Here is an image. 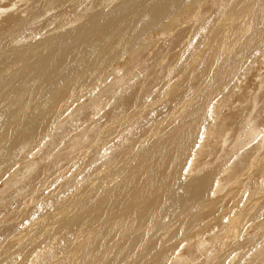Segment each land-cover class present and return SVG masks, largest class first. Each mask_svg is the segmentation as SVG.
Returning a JSON list of instances; mask_svg holds the SVG:
<instances>
[{
    "label": "rangeland",
    "instance_id": "obj_1",
    "mask_svg": "<svg viewBox=\"0 0 264 264\" xmlns=\"http://www.w3.org/2000/svg\"><path fill=\"white\" fill-rule=\"evenodd\" d=\"M43 1L33 3L32 0H0V32L10 26L12 20L26 15V21L23 19L25 24L22 21L13 30L14 33L17 31L16 34L12 31L14 40L0 35L3 37L0 38V58L3 57L0 59V66L3 64L2 70L0 67V138L3 143L1 140L0 142L1 145L6 144L0 148V264H264V118L261 119L259 114L264 109V0H142L141 6L137 4L140 0H135L138 8L134 7L137 9L133 7L134 0H98L96 3L93 0L95 4L79 2L68 7L53 6L51 3L54 0H48L46 4ZM35 3L38 7L34 6ZM32 9L38 10L36 16ZM146 9L147 12L144 13ZM138 10H141V14L137 13ZM129 12L131 16L127 15ZM73 14L80 15L78 19L75 18L77 21L72 17ZM137 14L140 15L139 18L135 17ZM63 21L67 22L62 25ZM187 29H190L189 35H185L189 33ZM97 32L104 34L98 35ZM21 34L27 36L22 37ZM90 36H96L98 40L95 37L96 40L93 41ZM87 39L88 45L93 44L91 47L87 45ZM141 46L147 49L142 52L145 57L138 51ZM52 47L56 51L51 50ZM118 48H122V52ZM28 49L32 51L29 52L30 55L37 50L36 54L30 56L26 51ZM133 50L140 53L137 55L142 54V58H130ZM203 50L209 51L211 57H208L209 54L204 57ZM149 51H153V54ZM51 52L55 54L52 55ZM150 53L157 60L151 58ZM47 54L58 60L54 63L55 59L50 58L47 62L48 67L55 65V74L31 76L26 63L42 66L46 62L40 58ZM22 58L27 60L23 61ZM149 58L150 62L147 61ZM15 59L24 64L18 60L16 64L13 62ZM6 66L9 67L8 70L5 69ZM143 67L149 68L145 70ZM58 74H63L58 76L59 81ZM40 78L44 81L41 82ZM62 80L65 82L62 83ZM73 81L74 86L77 83L76 87L72 85ZM44 82L46 86L42 84ZM59 83H72L68 88L65 87L67 84H60L64 89H72L71 94L67 92L69 90L61 89ZM31 89L35 90V95ZM125 91L129 93L130 101H125ZM33 99L38 106L32 102ZM59 101L60 104H56ZM116 103L117 106L121 105L120 108L122 105L123 107L117 108ZM61 104H66V107ZM50 110L53 112L50 113ZM43 117L47 118V124ZM12 119L17 123L14 124ZM37 120L40 127L35 125ZM245 122L249 123V128L243 125ZM31 123L38 128H34ZM9 126L12 128L10 133ZM28 127L32 129L29 130ZM13 129L15 132L19 129L18 132L21 135L24 133L25 138L29 133L28 142L14 148V144L8 140L17 134ZM41 133L44 135L39 138ZM177 134H182L179 137L184 140H179ZM31 137L34 140H30ZM173 137L179 138V143ZM170 138L175 140V145L173 142L168 143ZM111 139H116L113 140L117 143L115 146V142L112 141L111 144ZM100 141L103 142V149L100 148ZM8 144L13 148H7ZM166 144L174 145L175 149L168 145L169 152ZM9 149L16 155L2 161ZM138 152L139 155L136 154ZM149 153H152L150 157ZM228 153L231 154L230 157ZM252 153L256 156L253 154V157ZM135 154L139 157V164L136 163L138 157ZM142 155H147L148 159ZM238 155L242 165L235 172L229 173L232 166H235ZM151 158L155 161L151 162ZM143 159L146 161L143 162ZM255 159L256 164L253 163L251 169H247V165H252ZM63 165L67 172H64ZM142 165L145 170L141 168ZM148 166L150 171L146 169ZM137 170H141L143 174ZM156 171L161 172H158L160 177ZM151 172L155 178L150 175ZM132 176L137 178V183ZM203 177L207 178L202 180L203 188L199 189L197 195L182 198L178 195L185 185L190 187V182H201L200 178ZM254 177L261 180H253ZM248 179L257 184L249 188ZM136 184H139L138 188ZM89 185L95 187L96 191ZM87 187L91 192H88ZM86 189L87 192H84ZM240 195L242 196L238 198ZM217 204L222 207L221 211ZM39 205L46 207L37 212ZM13 210H20L21 214H11ZM125 212H130V217ZM222 212L224 214H219ZM213 216L215 219L208 222V217ZM121 218H125V225ZM194 220L196 223H192ZM203 223H209L210 226L204 228ZM227 224L228 230L225 227ZM104 226L106 227L102 230ZM207 228L208 231L211 229V235L218 238H210ZM224 231L227 232L223 233L225 236L221 235ZM93 232L99 234L95 236ZM68 233H72L74 237L67 242L64 252L54 245L59 243L62 246L61 241ZM96 250H100L99 253ZM82 255L86 257L83 258Z\"/></svg>",
    "mask_w": 264,
    "mask_h": 264
},
{
    "label": "bare ground",
    "instance_id": "obj_2",
    "mask_svg": "<svg viewBox=\"0 0 264 264\" xmlns=\"http://www.w3.org/2000/svg\"><path fill=\"white\" fill-rule=\"evenodd\" d=\"M32 1H33V3H34V2H37L38 0H32ZM42 1H43V0H42ZM46 1H48V0H46ZM46 1H43V2H45V4H46ZM49 1H51V0H49ZM97 1H98V0H96L95 3H96ZM99 1H100V0H99ZM101 1H102V0H101ZM127 1H128V0H127ZM130 1H131V0H130ZM147 1H148V0H147ZM152 1H153V0H152ZM39 2H40V1H39ZM39 2H38V5L40 4ZM79 2H83L84 4H89L90 2H93V4H95L93 0H54V2L52 1L51 4H52L53 6L68 7V6H74V5H77ZM107 2H109V1H107ZM136 2H137V0H136ZM139 2H140V3H139ZM139 2H137V4H140L139 6H141V2H142V0H140ZM41 3H42V2H41ZM47 3H49V2H47ZM99 3H101V2H99ZM133 3H135V0H134ZM133 3H132V4H133ZM177 3H178V2H177ZM49 4H50V3H49ZM51 4H50V6H52ZM163 4H164V3H163ZM172 4L175 5V3H172ZM263 4H264V3H263ZM30 5H31V4H30ZM35 5H36V3L34 4V6H35ZM142 5H144V4L142 3ZM154 5H155V4H154ZM156 5H157V4H156ZM160 5H162V4L160 3ZM160 5H159V7H161ZM40 6H41V8H43L42 5H40ZM47 6H49V5H46V7H47ZM130 6H132V5H130ZM134 6H136V7L138 8V5H136V3H135V5H133V7H134ZM167 6H168V5H167ZM234 6H236V5L234 4ZM32 7H33V5H32ZM35 7H38V6H35ZM116 7H117V6H116ZM120 7H121V6H120ZM136 7H134V8H136ZM142 7H143V6H142ZM147 7H148V6H147ZM149 7H150V6H149ZM170 7H171V6H170ZM176 7H177V6H176ZM176 7H175V8H176ZM128 8H129V6H128ZM131 8H132V7H131ZM137 8H136V9H137ZM140 8H141V7H140ZM145 8H146V6H144V9H145ZM237 8H238V7H237ZM33 9H34V7H33ZM33 9H32V10H33ZM36 9H37V8H36ZM118 9H119V8H118ZM163 9H164V8H163ZM112 10H114V9H112ZM119 10H120V9H119ZM133 10H134V9H133ZM133 10H132V11H133ZM141 10L143 11L142 8H141ZM141 10H138L139 12H137V13L141 14V13H140ZM29 11H30V10H29ZM33 11L35 12L34 16H36V12H38V10H37V11H36V10H33ZM33 11H32V12H33ZM41 11H42V10H41ZM129 11H130V9H129ZM134 11H135V10H134ZM163 11H166V9H164ZM172 11H173V9H172ZM240 11H241V10H240ZM101 12H102V11H101ZM121 12L123 13L122 10H120V13H121ZM146 12H147V9H146V11H144V13H146ZM170 12H171V10H170ZM24 13H25V12H24ZM29 13H31V12H29ZM113 13H114V12H113ZM124 13H125V12H124ZM156 13H157V12H156ZM162 13H163V12H162ZM162 13H161V14H162ZM166 13H167V11H166ZM109 14H110V13H109ZM117 14H118V13H117ZM131 14H132V12H131ZM135 14H136V13H135ZM161 14H160V15H161ZM38 15H39V14H38ZM127 15H130V12L127 13ZM157 15H158V14H157ZM25 16H26V15H25ZM25 16H24V17L22 16L23 18H18V19H14V20H12L13 18L10 19L11 17H10V18H7V19H9V20H12L11 25L8 26V27H5L4 30H2V31L0 32V35H3L4 37H5V36H9V38H10L11 41H12L11 38H13V40H14V35H12V31H13L15 28H17V27H19V26L21 25V23H22L23 19L25 18ZM34 16H33V17H34ZM73 16H74V20H76V19H78V18L80 17L79 14H73L72 17H73ZM114 16H115V15H114ZM120 16H121V15H120ZM130 16H131V15H130ZM133 16H134V15H133ZM133 16H132V17H133ZM136 16H138V14L135 15V17H136ZM139 16H140V15H139ZM139 16H138V18H139ZM161 16H162V15H161ZM163 16H165V15L163 14ZM13 17H14V16H13ZM29 17H30V16H29ZM122 17H123V16H122ZM132 17H131V19H133ZM27 18H28V17H27ZM75 18H76V19H75ZM118 18H119V17H118ZM263 18H264V17H263ZM28 19H29V18H28ZM105 19H106V18H105ZM113 19H114V18H113ZM141 19H142V18H141ZM234 19H235V18H234ZM234 19H233V21H234ZM24 20H25V19H24ZM72 20H73V19H72ZM86 20H87V19H86ZM117 20H118V19L116 18V21H117ZM133 20H135V19H133ZM136 20H137V19H136ZM195 20H196V19H195ZM4 21L6 22L5 19H4ZM25 21H26V20H25ZM25 21H23V25L25 24ZM76 21H77V20H76ZM105 21H107V20H105ZM108 21H109V20H108ZM116 21H115V23H116ZM120 21H121V19H120ZM27 22H28V21H27ZM65 22H67V21H63L61 24L63 25ZM86 22H87V21H86ZM151 22H152V21H151ZM194 22H196V21H194ZM194 22H193V23H194ZM105 23H106V22H105ZM124 23H126V22L124 21ZM127 23H128V21H127ZM134 23H137V21H135ZM170 23H171V22H170ZM196 23H197V22H196ZM196 23H195V24H196ZM231 23H232V22H231ZM3 24H4V23H3ZM5 24H9V23H5ZM116 24H117V23H116ZM129 24H130V23H129ZM131 24H132V23H131ZM174 24H175V23H174ZM232 24H233V23H232ZM23 25H22V26H23ZM65 25H66V24H65ZM80 25H81V24H80ZM117 25H118V24H117ZM122 25H123V24H122ZM164 25H165V24H164ZM164 25H163V26H164ZM169 25H170V24H169ZM191 25H192V24H191ZM193 25H194V24H193ZM2 26H4V25H2ZM22 26H21V27H22ZM120 26H121V23H120ZM167 26H168V25H167ZM171 26H172V24H171ZM194 26H195V25H194ZM229 26H230V25H229ZM66 27H67V26H66ZM100 27H102V26H100ZM130 27H131V25H130ZM164 27H165V26H164ZM195 27H197V26H195ZM230 27H231V26H230ZM23 28H24V27H23ZM88 28H89V27L87 26V29H88ZM102 28H103V27H102ZM105 28H106V27H105ZM105 28H103V29H105ZM148 28H149V27H148ZM165 28H166V27H165ZM87 29H86V30H87ZM99 29H100V28H99ZM17 30H18V29H17ZM22 30H23V29H22ZM91 30H92V29H91ZM91 30H90V31H91ZM113 30H114V29H113ZM15 31H16V30H15ZM76 31H77V30H76ZM83 31H84V30H83ZM179 31H180V30H179ZM185 31H186V30H185ZM187 31H189V33H185V35H186V34H188V35L190 34V29H189V30L187 29ZM199 31H201V27L199 28ZM60 32H61V31H60ZM98 32H99V31H98ZM98 32H97L98 35H99V34H104L103 32H102V33H101V32L98 33ZM13 33H14V31H13ZM16 33H17V31H16ZM16 33H14V34H16ZM18 33H20V29H19V32H18ZM21 33H24V32H21ZM65 33H66V32H65ZM83 33L85 34V31H84ZM86 33H87V32H86ZM111 33H112V32H111ZM218 33H220V32H218ZM62 34H63V32L60 33L61 36H62ZM68 34H69V33H68ZM87 34H89V33H87ZM58 35H59V33H58ZM60 35H59V37H60ZM107 35H109V34H107ZM21 36L23 37L24 34H21ZM26 36H27V34H26ZM26 36H24V37H26ZM85 36H86V35H85ZM121 36H124V37H125V35H123V34H122ZM56 37L59 38L58 36H56ZM66 37H67V36H66ZM82 37H83V35H81V39H83ZM90 37H91V36H90ZM90 37H89V38H90ZM95 37H96V36H95ZM95 37H93V38L91 37V39L93 40ZM180 37H181V36H180ZM0 38H3V37H0ZM9 38H8V39H9ZM61 38H62V37H61ZM86 38H88V35H87ZM96 38H97V37H96ZM100 38H101V36H100ZM104 38H105V37H104ZM106 38H107V36H106ZM59 39H60V38H59ZM59 39H58L59 42H60V40H63V39H60V40H59ZM91 39H90V41H92ZM119 39L121 40L120 37H119ZM3 40H5V38H4ZM84 40H85V39H84ZM95 40H96V39H94L93 41H95ZM97 40H98V38H97ZM99 40L101 41V39H99ZM105 40H106V42H107V39H105ZM179 40H180V39H179ZM214 40H216V35H215V39H214ZM0 41H1V40H0ZM11 41H10V42H11ZM67 41H68V40H67ZM80 41H81V40H80ZM80 41H79V42H80ZM86 41H87L86 43H87V45H88V41H89V39H87ZM224 41H225V40H224ZM224 41H223V42H224ZM4 42H5V41H4ZM14 42H15V41H14ZM14 42H13V43H14ZM44 42H45V41H44ZM68 42H69V41H68ZM74 42H76V41H74ZM84 42H85V41H84ZM104 42H105V41H104ZM117 42H118V41H117ZM139 42H140V41H139ZM2 43H3V42H2ZM7 43H9V42H7ZM39 43L41 44V42H39ZM45 43H46V42H45ZM45 43H44V44H45ZM81 43H83V41H82ZM86 43H85V44H86ZM94 43H95V42H94ZM107 43H108V42H107ZM118 43H120V41H119ZM150 43H151V42H150ZM155 43H156V42H155ZM10 44H11V43H10ZM15 44H17V43H15ZM32 44H33V43H32ZM67 44H68V43H67ZM77 44H78V43H77ZM85 44H84V45H85ZM100 44H102V43L100 42ZM108 44H109V43H108ZM143 44H144V43H143ZM153 44H154V43H153ZM214 44H215V43H214ZM0 45H1V44H0ZM6 45H7V44H6ZM8 45H9V44H8ZM49 45H50V44H49ZM58 45H59V44H58ZM64 45H65V44H64ZM64 45H63V46H64ZM68 45H69V44H68ZM87 45H86V46H87ZM92 45H93V44H92ZM92 45H91V46H92ZM104 45H105V44H104ZM118 45H119V44H118ZM122 45H123V44H122ZM140 45H142V44H140ZM145 45H146V44H145ZM163 45H164V44H163ZM222 45H224V43H223ZM2 46H4V45H2ZM18 46H21V45H18ZM36 46H37V45H36ZM38 46H40V45H38ZM42 46H43V44H42ZM59 46H60V45H59ZM88 46L91 47L90 45H88ZM105 46H106V45H105ZM120 46H121V45H120ZM120 46H119V47H120ZM143 46H144V45H143ZM147 46H148V45H147ZM149 46H150V45H149ZM151 46H152V45H151ZM151 46H150V47H151ZM6 47H7V46H6ZM6 47H5V48H6ZM49 47H51V45H50ZM53 47H54V46H53ZM53 47H52V48H53ZM65 47H66V46H65ZM81 47H84V46H81ZM96 47H97V46H96ZM100 47H101V46H100ZM100 47H99V48H100ZM102 47H103V46H102ZM108 47H109V46H108ZM117 47H118V46H117ZM138 47H139V46H138ZM7 48H8V47H7ZM7 48H6V49H7ZM14 48H15V47H14ZM27 48H28V46H27ZM32 48H33V47H32ZM34 48H36V47H34ZM44 48H45V47H44ZM66 48H67V47H66ZM86 48H87V47H86ZM12 49H13V48H12ZM19 49H21V48H19ZM38 49H39V48H38ZM48 49H49V48H48ZM50 49H51V48H50ZM54 49H55V50H54ZM58 49H59V47H57V50H58ZM104 49H105V47H104ZM120 49H121V50H120ZM148 49H149V48H148ZM152 49H153V47H152ZM154 49H155V46H154ZM2 50H3V48H2ZM28 50H29V49H28ZM28 50H26L28 53H29V52L32 53V51H30V50L28 51ZM39 50H40V49H39ZM51 50L56 51V48H53V49H51ZM69 50H70V49H69ZM110 50H111V49H110ZM115 50H116V48H115ZM118 50H120V51L122 52V48H118ZM145 50H147V49L142 48V46H141V48H138V51H139L140 53L145 52ZM149 50H151V49H149ZM155 50H156V49H155ZM6 51H7V50H6ZM6 51H5V54H6ZM36 51H37V50H35V51H33V52L35 53ZM160 51H161V50H160ZM2 52H3V51H1V53H2ZM12 52H13V51H12ZM45 52H46V51L44 50V53H45ZM49 52H50V51H49ZM115 52H116V51H115ZM133 52H134V50L132 51V53H133ZM139 52H136V50H135V52L133 53V55H132L130 58H132V59H136V58L138 59V58H140V59H141L142 57H140V56H142L143 53H142L141 55H137ZM149 52H152V54H153V51H149ZM222 52H223V51H222ZM10 53H11V52H10ZM13 53H14V52H13ZM17 53H18V52H17ZM34 53H33V54H34ZM38 53H40V52H38ZM42 53H43V52H42ZM44 53H43V55H45ZM51 53H52V55H53L54 52H51ZM51 53H50V54H51ZM60 53H62V52H60ZM94 53H95V52H94ZM96 53H98V52H96ZM117 53H118V52H117ZM117 53H115V54L117 55ZM140 53H139V54H140ZM154 53H155V51H154ZM159 53H160V52H159ZM202 53L204 54V57H206L210 52H209V51H204V50H203ZM7 54H8V53H7ZM15 54H16V53H15ZM33 54H31V55H33ZM35 54H36V53H35ZM54 54H55V53H54ZM75 54H76V53H75ZM92 54H93V53H92ZM203 54H202V55H203ZM17 55H20V54H17ZM29 55H30V53H29ZM31 55H30V56H31ZM37 55H40V54H37ZM43 55H42V56H43ZM76 55H77V54H76ZM76 55H75V58H76ZM108 55H109V53H108ZM158 55H159V54H158ZM30 56H28V57H30ZM55 56H56V55H55ZM58 56H59V55H58ZM95 56H97V55H95ZM118 56H119V55H118ZM143 56H144V54H143ZM145 56H146V55H145ZM145 56H144V57H145ZM150 56H151V53H150ZM209 56H210V54L208 55V57H209ZM0 57H1V56H0ZM7 57L9 58L10 56L7 55ZM11 57H12V56H11ZM16 57H18V56H16ZM48 57H49L48 54H47L46 56H44V58H40V57H38V58H40V60L42 59V61L44 60V61L46 62V63H42V64H43L42 66H41V65H36V66H35V65H32V64L26 63L25 66H27L28 71H29V73H30L31 76L36 77L37 75H43V76L45 77L46 75H47V76H51V75L53 76V75L55 74V73H54L55 71L53 72V70H56V69H53L55 65H51V67H48V66H47V62L50 60V58L55 59V57H54V56L51 57V55H50L49 58H48ZM63 57H64V56H63ZM73 57H74V56H73ZM73 57H72V59H74ZM116 57H117V56H116ZM148 57H149V54H148ZM156 57H157V56H156ZM162 57H163V56H161V58H162ZM210 57H211V56H210ZM18 58H19V57H18ZM120 58H121V57H120ZM130 58H129V59H130ZM151 58H154V60H157V59H155V55H154V57L151 56ZM0 59H1V58H0ZM2 59H3V57H2ZM2 59H1V60H2ZM11 59H12V58H11ZM22 59H24V58H22ZM58 59H59V58H58ZM129 59H128V61H129ZM145 59H147V58H145ZM207 59H208V58H207ZM1 60H0V61H1ZM17 60H18V59H17ZM17 60L15 59V61L13 60V62H16ZM25 60H27V59H24L23 61H25ZM62 60H63V59H62ZM149 60H150V58H149L147 61L150 62ZM9 61H11V63H12V60H9ZM20 61H21V60H20ZM20 61L18 60V62H20ZM56 61L58 62V60L55 59L54 63H56ZM91 61H92V60H91ZM91 61H90V62H91ZM128 61H127V62H128ZM135 61H136V60H135ZM151 61H152V59H151ZM2 62H3V61H2ZM51 62H52V60H51ZM60 62H61V60H60ZM67 62H68V61H67ZM71 62H72V61H71ZM127 62H125V64H126ZM138 62H139V61H138ZM156 62H158V61H156ZM156 62H153V63L156 64ZM20 63H21V62H20ZM20 63H19V64H20ZM61 63H62V62H61ZM136 63H137V61H136ZM146 63H147V62H146ZM146 63H145V64H146ZM0 64H1V63H0ZM16 64H18V63L16 62ZM21 64H22V63H21ZM23 64H24V62H23ZM23 64H22V65H23ZM142 64H143V63H142ZM2 65H3V64H2ZM2 65H1V66H2ZM4 65H5V64H4ZM7 65H8V63H7ZM22 65H21V66H22ZM59 65H61V64H59ZM59 65H58V66H59ZM63 65H64V63L62 64V66H63ZM1 66H0V67H1ZM18 66H19V65H17V68H18ZM21 66H20V67H21ZM25 66H23V67H25ZM140 66H141V65H140ZM140 66H139V67H140ZM152 66H153V65H152ZM93 67H94V65H93ZM131 67H132V66H131ZM141 67H142V66H141ZM3 68H4V67H3ZM8 68H9V67H7V66L5 67V69H7V70H8ZM91 68H92V66H91ZM143 68H144V67H143ZM146 68H149V67H145L144 69L146 70ZM5 69H4V71H5ZM10 69H12V68H10ZM20 69H21V68H20ZM61 69H62V68H61ZM1 70H2V67H1ZM12 70H13V69H12ZM86 70H87V69H86ZM88 70H89V69H88ZM88 70H87V71H88ZM94 70H95V69H94ZM129 70H130V68H129ZM145 70H144V72H146ZM147 70H148V69H147ZM14 71H16V70H14ZM89 71H90V70H89ZM123 71H124V70H123ZM126 71H127V70H126ZM90 72H91V71H90ZM128 72L130 73V71H128ZM147 72H148V71H147ZM149 72H150V71H149ZM24 73H25V72H24ZM24 73H23V74H24ZM29 73H28V74H29ZM53 73H54V74H53ZM56 73H57V72H56ZM81 73H82V72H81ZM138 73H139V72H138ZM2 74H3V73H2ZM44 74H46V75H44ZM63 74H64V72H63ZM63 74H58V75H57V78H58L59 75H62V76H63ZM68 74H69V73H68ZM72 74H73V73H72ZM83 74H85V71H84V73H82V75H83ZM86 74H87V76H88V73H87V72H86ZM0 75H1V74H0ZM124 75H125V74H124ZM20 76H21V75H20ZM27 76H28V75H27ZM67 76H68V75H67ZM80 76H81V75H80ZM120 76H121V75H120ZM135 76H136V75H135ZM23 77H24V76H23ZM37 77H39V76H37ZM54 77H55V76H54ZM70 77H71V76H70ZM83 77H84V75H83ZM123 77H124V76H123ZM127 77H128V76H127ZM127 77H126V78H127ZM24 78H25V77H24ZM59 78H60V77H59ZM59 78H58V81H59ZM85 78H86V77H85ZM1 79H2V78H1ZM36 79H37V78H36ZM45 79H47V77H46ZM52 79H54V78L52 77ZM78 79H79V77H78ZM38 80H39V79H38ZM41 80H42V79L40 78V81H41ZM47 80H48V79H47ZM47 80H46V82H47ZM55 80H57V79H55ZM67 80H68V79H67ZM67 80H66V81H67ZM74 80H75V79H74ZM76 80H77V79H76ZM120 80H121V79H120ZM31 81H32V80H31ZM42 81H44V80H42ZM42 81H41V82H42ZM29 82H30V81H29ZM35 82H36V80H35ZM51 82H53V80H52ZM51 82H50V83H51ZM55 82H56V81H55ZM63 82H65V80H62V83H63ZM71 82H72V81H71ZM86 82H87V81H86ZM86 82H85V83H86ZM30 83H32V82H30ZM37 83H38V82H37ZM50 83H49V84H50ZM57 83H58V82H57ZM62 83H59V86H60V84H62ZM69 83H70V82H69ZM83 83H84V82H83ZM42 84L45 85L46 83L44 82V83H42ZM51 84H52V83H51ZM51 84H50V85H51ZM54 84H55V83H54ZM65 84L68 85V86H67V85L65 86V87L68 88V87H70L69 85H71L72 83H71V84L65 83ZM65 84H62V85L64 86ZM23 85H25V82H24ZM32 85H34V84H32ZM38 85H39V84H38ZM52 85H53V84H52ZM52 85H51V86H52ZM72 85L74 86V81H73V84H72ZM76 85H77V83L75 84L74 87H76ZM88 85H90V83H89ZM28 86H29V85H28ZM39 86H41V84H40ZM45 86H46V85H45ZM63 86H60V87H62L61 89H64V88H65V87H63ZM131 86H132V85H131ZM26 87H27V86H26ZM74 87H73V88H74ZM22 88H24V87L22 86ZM31 88H32V86H31ZM37 88H38V87H37ZM57 88H58V87H57ZM67 88L64 89V90H69V89H67ZM112 88H113V87H112ZM29 89H30V87H29ZM34 89H35V86H34ZM34 89H31V90H33L32 93H34V91H35ZM42 89H43V88H42ZM51 89H52V88H51ZM59 89H60V88H59ZM59 89H58V90H59ZM61 89H60V91H61ZM76 89H77V88H76ZM76 89H75V90H76ZM81 89H84V88H81ZM23 90H24V89H23ZM40 90H41V89H40ZM73 90H74V89H73ZM85 90H86V89H85ZM103 90H104V89H103ZM25 91H26V89H25ZM38 91H39V90H38ZM60 91H59V92H60ZM71 91H72V89H70V90L67 91V92H68L69 94H71ZM79 91H81V90H79ZM122 91H123V90H121V93H122ZM201 91H202V90H201ZM23 92H24V91H23ZM40 92H41V91H40ZM63 92H64V91H63ZM63 92H62V95H63ZM125 92L127 93V91H125ZM130 92H131V91H130ZM60 93H61V92H60ZM72 93H73V92H72ZM81 93H82V92H81ZM89 93H91V92H89ZM134 93H135V92H134ZM0 94H1V93H0ZM21 94H22V93H21ZM64 94H66V93H64ZM69 94H68V95H69ZM74 94H75V93H74ZM124 94H125V93H123V95H124ZM128 94H129V93H127V95H125V96H127L126 99H125V101H126V100H129V101H130V98H129L130 96H128ZM139 94H140V93H139ZM139 94H138V96H139ZM22 95H23V94H22ZM34 95H35V93H34ZM37 95H38V97H39V94H37ZM53 95H54V94H53ZM60 95H61V94H60ZM66 95H67V94H66ZM68 95H67V96H68ZM87 95H88V94H87ZM115 95H116V93H115ZM130 95H131V93H130ZM132 95H133V94H132ZM135 95H136V94H135ZM247 95H248V94H247ZM262 95H263V94H262ZM9 96H10V94H9ZM13 96H14V95H13ZM43 96H44V95H43ZM56 96L58 97L57 94H56ZM76 96H77V95H76ZM81 96H82V95H81ZM85 96H86V95H85ZM125 96H124V97H125ZM133 96H134V95H133ZM133 96H131V97H133ZM16 97H17V96H16ZM31 97H32V95H31ZM38 97H36V98H38ZM65 97H66V96H65ZM65 97L63 96V98H65ZM120 97H121V95H120ZM139 97H140V96H139ZM24 98H25V97H24ZM36 98H35V99H36ZM67 98H68V97H67ZM83 98H84V97H83ZM117 98H118V96H117ZM133 98H134V97H133ZM14 99H15V98H14ZM35 99H33V101H32V100H31V101L34 102ZM74 99H76V98H74ZM112 99H115V98H111V100H112ZM161 99H162V98H161ZM161 99H160V100H161ZM241 99H242V98H241ZM249 99H250V98H249ZM15 100H16V99H15ZM23 100H24V99H23ZM27 100H29V99H27ZM60 100H61V99H60ZM65 100H68V99L65 98ZM153 100H154V99H153ZM156 100H158V99H156ZM254 100H255V99H254ZM29 101H30V100H29ZM56 101H57V100H56ZM61 101H62V100H61ZM113 101H114V100H113ZM122 101H123V99H122ZM131 101H132V100H131ZM3 102H4V101H3ZM76 102H77V100H76ZM151 102H152V101H151ZM159 102H160V101H159ZM34 103H35V102H34ZM48 103H49V102H48ZM109 103H110V102H109ZM112 103H114V102H112ZM124 103H125V102L123 101V104H124ZM131 103H132V102H131ZM156 103H157V102H156ZM237 103H238V102H237ZM3 104H4V103H3ZM24 104H25V102H24ZM35 104H36V103H35ZM35 104H34V105H35ZM56 104L59 105V104H60V101H59V103H56ZM121 104H122V103H121ZM126 104H127V103H126ZM151 104H152V103H151ZM157 104H158V103H157ZM7 105H9V104H7ZM7 105H6V107H7ZM28 105H29V104H28ZM40 105H41V104H40ZM58 105H57V106H58ZM64 105H66V104H64ZM64 105L62 106V104H61L62 107H64ZM108 105H109V104H108ZM113 105H114V104H113ZM117 105H118V103H116V106H117ZM154 105H155V103H154ZM198 105H199V104H198ZM243 105H244V104H243ZM251 105H252V104H251ZM4 106H5V105H4ZM36 106H38V105L36 104ZM67 106H68V105H67ZM114 106H115V105H114ZM114 106H113V107H114ZM119 106H121V105H119ZM119 106H117V108H118ZM124 106H125V104H124ZM196 106H197V105H196ZM252 106H253V105H252ZM2 107H3V106H2ZM59 107H60V106H59ZM65 107H66V106H65ZM65 107H64V108H65ZM122 107H123V105H122ZM122 107H121V108H122ZM254 107H255V106H254ZM25 108H26V106H25ZM57 108H58V107H57ZM117 108H116V109H117ZM119 108H120V107H119ZM121 108H120V109H121ZM16 109H17V108H16ZM51 109H52V108H51ZM54 109H55V108H54ZM54 109H53V110H54ZM58 109H61V108H58ZM76 109H77V108H76ZM22 110H23V109H22ZM24 110H25V109H24ZM111 110H112V109H111ZM114 110H115V109H114ZM118 110H119V109H118ZM197 110H198V109H197ZM10 111H11V110H10ZM56 111H57V110H56ZM51 112H53V111L50 110V113H51ZM62 112H63V111H62ZM109 112L112 113L111 111H109ZM263 112H264V109H263V111H262L261 113H259L260 116L262 117V118L260 117L261 119L264 118V113H263ZM41 113H42V112H41ZM43 113H44V112H43ZM48 113H49V111H48ZM48 113H47V114H48ZM110 113L107 112L108 115H109ZM114 113H115V112H114ZM194 113H195V112H194ZM32 114H33V113H32ZM34 114H35V113H34ZM34 114H33V115H34ZM36 114H37V113H36ZM21 115H22V113H21ZM29 115H30V114H29ZM43 115H45V113H44ZM43 115H42V116H43ZM4 116H5V115H4ZM34 116H35V115H34ZM37 116L40 117L39 115H37ZM37 116H36V117H37ZM45 116H46V115H45ZM109 116H110V115H109ZM5 117H6V116H5ZM38 117H37V119H38ZM9 118H10V117H9ZM29 118H30V117H29ZM31 118H32V116H31ZM31 118H30V120H31ZM41 118H42V117H41ZM59 118H60V117H59ZM6 119H7V118H6ZM17 119H19V118H17ZM25 119H26V118H25ZM34 119H36V118H34ZM43 119L45 120V119H47V118H46V117H43ZM43 119H42V120H43ZM9 120H10V119H9ZM14 120H15V119H14ZM27 120H29V119H27ZM30 120H29V121H30ZM38 120H39V119H38ZM38 120H37V122H38ZM11 121L14 122V124H15V122H16V121H13V119H12ZM11 121H7V122L10 123ZM21 121H22V119H21ZM32 121H33V120H31V122H32ZM39 121H40V120H39ZM46 121H48V120H45V121H44L45 124H47ZM18 122H19V121H18ZM261 122H262V121H261ZM1 123H2V122H1ZM16 123H17V122H16ZM20 123H22V122H20ZM23 123H24V122H23ZM23 123H22V124H23ZM32 123L34 124L35 122H32ZM32 123H31V125H32ZM5 124H7V123H5ZM5 124H4V125H5ZM25 124H26V123H25ZM29 124H30V123H29ZM38 124H39V122L36 123L35 125H38ZM41 124H42V123H41ZM43 124H44V123H43ZM248 124H249V123L245 122L243 125L247 128ZM8 125H9V124H8ZM11 125H13V124H11ZM17 125H18V124H17ZM39 125H40V124H39ZM39 125H38V126H39ZM261 125H262V124H261ZM263 125H264V123H263ZM23 126H24V125H23ZM27 126H29V125H27ZM32 126H33V125H32ZM38 126H37V127H36V126H35V127L33 126V127H34V128H38ZM44 126H45V125H44ZM91 126H92V125H91ZM1 127H2V126H1ZM14 127H16V126H14ZM24 127H25V126H24ZM29 127H30V126H29ZM29 127H28V129H29ZM39 127H40V126H39ZM41 127H42V126H41ZM46 127H47V126H46ZM46 127H44L45 130H47ZM47 128H48V127H47ZM90 128H92V127H90ZM248 128H249V126H248ZM4 129H5V128H4ZM10 129H12V128L9 126V130H8V129H6V130H8L9 133H10ZM15 129H16V128H15ZM26 129H27V128H26ZM26 129H24V130H26ZM31 129H32V128H30L29 130H31ZM13 130H14V129H13ZM24 130L22 129V131H24ZM37 130H38V129H37ZM39 130H42V129L39 128ZM45 130H44V131H45ZM81 130H82V129H81ZM92 130H93V129H92ZM180 130H181V129H180ZM247 130H248V129H247ZM18 131H19V129H17V131H16L17 134H16V135H14V136L12 135L13 137L11 138V140H10V138L8 139L9 141H11L10 143L14 144V148L17 147V146H22L23 143L26 144L25 142H26V141L28 142V140H29V139H27V138L30 137V136H29V133H28L29 131L27 132L28 134L25 133V134L28 135L27 138H25L26 135H24L25 137L23 136L24 133L21 135L20 132H18ZM26 131H27V130H26ZM32 131H33V130H32ZM32 131H30V133H31ZM35 131H36V130H35ZM181 131H182V130H181ZM181 131H180V132H181ZM5 132H7V131H5ZM13 132H15V130H14ZM16 132H15V133H16ZM39 132H40V131H39ZM42 132H43V131H42ZM90 132H91V130H90ZM248 132H249V131H248ZM3 133H4V132H3ZM3 133H2V134H3ZM34 133H35V132H34ZM36 133H37V132H36ZM108 133L110 134V132H108ZM175 133H177V132H175ZM178 133H179V132H178ZM181 133H182V132H181ZM252 133H253V132H252ZM7 134H8V132H7ZM7 134H5V135H7ZM32 134H33V133H32ZM246 134H247V133H246ZM0 135H1V134H0ZM36 135H37V134H36ZM38 135H39V134H38ZM43 135H44V134H43ZM43 135H42V133H41V136H40V137L37 136V137L41 138ZM100 135H101V134H100ZM173 135H174V133H173ZM180 135H182V134H180ZM180 135L177 134L178 137H179ZM189 135H190V134H189ZM251 135H252V134H251ZM251 135H250V136H251ZM7 136H8V135H7ZM101 136H102V135H101ZM262 136H263V135H262ZM1 137L3 138L4 136H1ZM33 137H34V136H33ZM33 137H31L30 140H31V139L34 140ZM68 137H70V136H68ZM94 137H95V136H94ZM108 137H109V136H108ZM174 137L176 138V134H175ZM174 137H173V138H174ZM182 137H183V136H182ZM223 137H224V136H223ZM5 138H6V137H5ZM34 138H36V137H34ZM101 138H104V137H101ZM173 138H172V140H173ZM175 138H174V139H175ZM179 138H180V137H179ZM179 138H178V139H179ZM3 139H4V138H3ZM108 139H109V138H108ZM108 139H107V140H108ZM178 139H175V140L177 141ZM0 140H1V138H0ZM8 140H7V141H8ZM37 140H38V139H37ZM50 140H51V139H50ZM93 140H94V139H93ZM95 140H98V139H95ZM100 140H101V139H100ZM107 140H106V142H107ZM113 140H116V139H113ZM113 140L111 139V144H112V141H113ZM170 140H171V138H170ZM170 140H168V141H169L168 143H172V142H173V144L175 143V142H174L175 140H174V141H172V140L170 141ZM179 140L182 141V140H184V139H183V138H180ZM179 140H178V141H179ZM262 140H263V139H262ZM35 141H36V139H35ZM35 141H34V142H35ZM38 141H39V140H38ZM101 141H103V140H101ZM101 141H100V143H101ZM104 141H105V138H104ZM109 141H110V140H109ZM117 141H118V140H117ZM178 141H177V142H178ZM181 141H180V142H181ZM188 141H190V138H189ZM263 141H264V140H263ZM1 142L3 143L2 140H1ZM1 142H0V148H2V146L5 144V143H4L3 145H1ZM4 142H5V141H4ZM93 142H94V141H93ZM113 142H115V144L113 143V144H114L113 146H115L117 143H116V141H113ZM118 142H119V141H118ZM30 143H31V142H30ZM89 143H90V142H89ZM100 143H99V144H100ZM109 143H110V142H108V144H109ZM145 143H146V142H145ZM166 143H167V142H166ZM178 143H179V142H178ZM181 143H182V142H181ZM181 143H180V144H181ZM221 143H222V142H221ZM235 143H236V142H235ZM5 145H6V144H5ZM88 145H91V144H88ZM94 145H95V143H94ZM166 145L168 146V145H172V144H166ZM174 145H175V144H174ZM174 145H172V146H174ZM218 145H219V144H218ZM241 145H242V144H241ZM241 145H240V146H241ZM8 146H9V144L7 145V148H8ZM91 146H92V145H91ZM102 146H104V145H103V142L101 143L100 148H102ZM177 146H178V145H177ZM185 146H187V145H185ZM3 147H5V146H3ZM10 147H11V145L9 146V148H10ZM80 147H81V146H80ZM117 147H119V144L117 145ZM181 147H182V145H181ZM7 148H6V150H7ZM12 148H13V147H12ZM12 148H10V149H12ZM77 148H79V147H77ZM105 148H106V147H105ZM113 148H114V147H113ZM170 148H171V147H170ZM225 148H226V147H225ZM10 149H9V151L5 152L2 161H3V160L6 161L5 159H7V158H9V157H12L13 154L16 155V153H13ZM67 149H68V148H67ZM97 149H98V146H97V148H96L95 151H97ZM102 149H103V148H102ZM115 149L117 150V148H115ZM168 149H169V146H168ZM172 149H173V148H172ZM174 149H175V146H174ZM177 149H178V147H177ZM182 149H183V147H182ZM4 150H5V149H4ZM6 150H5V151H6ZM82 150H83V149H82ZM82 150H81V151H82ZM99 150H100V149H99ZM104 150H105V149H104ZM13 151H14V149H13ZM95 151H94V152H95ZM168 151L170 152V149H169ZM178 151H179V149H178ZM230 151H231V149H230ZM230 151H229V152H230ZM232 151H233V150H232ZM11 152H12V153H11ZM55 152H56V151H55ZM66 152H67V151H66ZM66 152H65V153H66ZM88 152H89V151H88ZM100 152H101V151H100ZM69 153L71 154V152H69ZM73 153H74V150H73ZM89 153L91 154L92 152H89ZM101 153H102V152H101ZM178 153L180 154L181 152L179 151ZM178 153H177V154H178ZM231 153H232V152H231ZM17 154H18V153H17ZM63 154H64V153H63ZM74 154H75V153H74ZM87 154H88V153H87ZM136 154L139 155V152L136 153ZM136 154H135V155H136ZM174 154H175V153H174ZM253 154H254V153H252V156H253ZM98 155L100 156V154H98ZM126 155H127V154H126ZM137 155H136V156H137ZM148 155H149L148 157H150V156L152 155V153H151V154L149 153ZM228 155H229V153H228ZM230 155H231V154H230ZM230 155H229V157H230ZM69 156H70V155H69ZM74 156H75V155H74ZM77 156H78V154H77ZM86 156H87V155H86ZM86 156H85V157H86ZM92 156H93V155H92ZM124 156H125V155H124ZM136 156H134V157H136ZM142 156H144V155H142ZM145 156L147 157V155H145ZM145 156H144V157H145ZM238 156H239V155H238ZM254 156H256V155L254 154ZM254 156H253V157H254ZM59 157H60V156H59ZM64 157H66V156H64ZM137 157H138V156H137ZM148 157H147V159H148ZM229 157H227V158H229ZM13 158H14V157H13ZM60 158H61V157H60ZM71 158H73V157H71ZM98 158H99V157H98ZM56 159H57V158H56ZM80 159H81V158H80ZM82 159H83V158H82ZM149 159H150V158H149ZM151 159H152V158H151ZM243 159H244V158H243ZM245 159H246V158H245ZM7 160H8V159H7ZM57 160H59V159H57ZM97 160H98V159H97ZM100 160H101V158H100ZM138 160H139V157H138L137 162H136V163L139 164V161H138ZM224 160H225V159H224ZM9 161H10V160H9ZM78 161H79V160H78ZM85 161H86V160H85ZM98 161H99V160H98ZM104 161H105V160H104ZM145 161H146V159H145ZM145 161H144V159H143V162H145ZM147 161H148V160H147ZM153 161H155V160L152 159L151 162H153ZM246 161H247V160H246ZM255 161H256V159L252 161V163H251L252 165H247V166H248L247 169H251V166L254 165L253 163H255ZM95 162H96V161H95ZM148 162H149V161H148ZM77 163H78V162H77ZM84 163H85V162H84ZM96 163H97V162H96ZM96 163H95V167H97V166H96ZM136 163H135V164H136ZM235 163H236L235 166H232V169H230L229 173H230V172H235V171L238 169L237 167H238L240 164L242 165V161H241V157H240V156L237 157V160H236ZM6 164H7V163H6ZM73 164H74V163H73ZM135 164H134V167L137 165V164H136V165H135ZM140 164H142V162H141ZM143 164L147 166L146 163H143ZM151 164H152V163H151ZM155 164H156V166H157V162H156ZM255 164H256V163H255ZM144 165H142L141 168H143ZM152 165H153V164H152ZM152 165H151V166H152ZM258 165H259V164H258ZM258 165H257V168H259ZM88 166H89V165H88ZM88 166H87V167H88ZM146 166H145V167H146ZM156 166H155V168H156ZM72 167H73V166H72ZM138 167H139V169H141L140 166H138ZM162 167H163V166H161V168L158 167V170H159V168H160V171H161ZM239 167H240V166H239ZM244 167H245V166H244ZM263 167H264V165H263ZM63 168H64V172H67V170H66V168H65L64 165H63ZM77 168H78V167H77ZM91 168H92V167H91ZM136 168H137V167H136ZM150 168H151V167H150ZM153 168H154V167H153ZM219 168H220V167H219ZM219 168H218V169H219ZM47 169H48V167H47ZM72 169H73V168H72ZM79 169H80V168H79ZM93 169H94V168H93ZM133 169H134V168H133ZM137 169H138V168H137ZM146 169L148 170V169H149V166H148V168H146ZM253 169H254V168H253ZM141 170H142V169H141ZM141 170H137V171L140 172ZM143 170H145V168H143ZM143 170H142V171H143ZM153 170H154V169H153ZM156 170H157V168H156ZM77 171H79V170H77ZM130 171H131V170H130ZM137 171H136V172H137ZM142 171H141V174L146 173V172H144V171H143V173H142ZM149 171H150V169H149ZM149 171H147V172H149ZM160 171H158V172H160ZM255 171H256V170H255ZM255 171H254V172H255ZM74 172H75V170H74ZM79 172H80V171H79ZM82 172H83V171H82ZM153 172H154V171H153ZM153 172H151L150 175L155 173V172H154V173H153ZM156 172H157V171H156ZM158 172H157V175H159ZM161 172H162V171H161ZM161 172H160V173H161ZM243 172H244V171H243ZM71 173H72V172H71ZM80 173H81V172H80ZM96 173H97V171H96ZM131 173H132V171H131L130 174H129V175H130V176H129L130 178H131V175H132ZM134 173H135V170H134ZM137 173H138V172H137ZM137 173H136V174H137ZM174 173H175V172H174ZM75 174H76V173H75ZM86 174H87V173H86ZM155 174H156V173H155ZM175 174H176V173H175ZM175 174H174V175H175ZM204 174H205V173H204ZM210 174H211V173H210ZM243 174H244V173H243ZM247 174H248V172L243 176L244 179L246 178V175H247ZM252 174H253V173H252ZM254 174H255V173H254ZM68 175H69V174H68ZM150 175H149V176H150ZM164 175H165V173H164ZM171 175H172V174H171ZM205 175H206V174H205ZM61 176H62V175H61ZM92 176H93V175H92ZM133 176H135V175L133 174ZM133 176H132V179H134L135 182L137 183V181H136L137 178L135 179V177L133 178ZM151 176H153V175H151ZM176 176H177V175H176ZM176 176H175V177H176ZM239 176H240V175H239ZM241 176H242V175H241ZM255 176H256V175H255ZM259 176H260V174H259ZM80 177H81V176H80ZM94 177H95V176H94ZM97 177H98V176H97ZM137 177L139 178L140 176H138V174H137ZM143 177H144V176H143ZM147 177H148V176H147ZM147 177H146V178H147ZM153 177H154V176H153ZM158 177H160V175H159ZM148 178L150 179V177H148ZM151 178H152V177H151ZM154 178H155V177H154ZM162 178H163V177H162ZM176 178H177V177H176ZM206 178H207V177H206ZM206 178H204V177H203V178H200V179H201V182H198V181L195 182V180L193 181V183L190 182V184H192V186H190V187H187V185H185L186 187H184V189H182L183 191H182L181 193H179L178 195L181 196V198H182L183 196L185 197V196H187V195H188V196H192L191 194L197 195V193H199V191H200L199 189L203 188L202 180H206ZM75 179H76V178H75ZM91 179H92V178H91ZM95 179H96V178H95ZM95 179H93V180H95ZM132 179H131V180H132ZM149 179H148V180H149ZM152 179H153V178H152ZM169 179H171V178H169ZM169 179H168V181H169ZM252 179H253V180H256V179H257V180H261V178L258 179V177H254V178H252ZM127 180H128V179H127ZM127 180H126V181H127ZM198 180H199V179H198ZM248 180H249V179H248ZM66 181H67V180H66ZM88 181H89V180H88ZM95 181H96V180H95ZM132 181H133V180H132ZM140 181H141V180H140ZM188 181H189V180H188ZM208 181H209V180H208ZM249 181H250V183L248 182V183H249V188H250V186H254V185L257 184L256 181H253V182H251V180H249ZM69 182H70V181H69ZM93 182H94V181H93ZM97 182H98V181H97ZM127 182H128V181H127ZM135 182H134V183H135ZM141 182H143V180H142ZM166 182H167V181H166ZM259 182H260V181H259ZM94 183H95V182H94ZM98 183H99V182H98ZM138 183H139V181H138ZM234 183H235V182H234ZM252 183H253V184H252ZM65 184H66V183H65ZM90 184L93 185V183H90ZM128 184H129V183H128ZM131 184H132V183H131ZM131 184H130V185H131ZM139 184H140V183H139ZM139 184H138V185L136 184V185H137V188L139 187ZM141 184H143V183H141ZM188 184H189V183H188ZM68 185H69V184H68ZM89 186H90V185H89ZM94 186H96V183L94 184ZM99 186H100V185H99ZM101 186H102V184H101ZM157 186H158V185H157ZM197 186H198V189L196 188ZM71 187H72V186H71ZM73 187H74V186H73ZM90 187H92V186H90ZM134 187H136V186H134ZM140 187H141V186H140ZM233 187H234V185H233ZM233 187H232V189H233ZM245 187H246V186H245ZM258 187H259V186H258ZM96 188L98 189L97 186H96ZM160 188H161V186H160ZM251 188H252V187H251ZM263 188H264V186H263ZM87 189H88V192H89L90 189H89L88 187H87ZM87 189H86L84 192H87ZM92 189L95 190V187H94V188L92 187ZM121 189H122V188H121ZM163 189H164V188H163ZM140 190H141V189H140ZM250 190H251V189H250ZM257 190H258V189H257ZM257 190H256V192H257ZM92 191H93V190H92ZM95 191H96V190H95ZM97 191H98V190H97ZM110 191H111V190H110ZM115 191H116V190H115ZM119 191H121V190H119ZM122 191H123V190H122ZM122 191H121V192H122ZM144 191H145V190H144ZM178 191H179V190H178ZM90 192H91V190H90ZM106 192H108V191H106ZM130 192H131V191H130ZM137 192H138V189H137ZM147 192H149V191H147ZM234 192H235V191H234ZM236 192H238V191H236ZM239 192H241V191H239ZM254 192H255V190H254ZM254 192H253V194H254ZM101 193H103V192H101ZM108 193H110V192H108ZM113 193H114V191H113ZM115 193H116V192H115ZM157 193H158V192H157ZM241 193H243V192H241ZM262 193H263V192H262ZM151 194L153 195V193H151ZM106 195H107V197H109L108 194H106ZM109 195H110V194H109ZM111 195H115V196H116V194H111ZM257 195H258V194H257ZM97 196H98V194H97ZM115 196H114V197H115ZM123 196H124V195H123ZM149 196H151V195H149ZM176 196H177V195H176ZM241 196H242V195H240L238 198H240ZM95 197H96V195H95ZM98 197H99V196H98ZM110 197H111V196H110ZM119 197H121V196H119ZM153 197H155V196H153ZM156 197H157V196H156ZM193 197H194V196H193ZM195 197H196V196H195ZM199 197H200V196H199ZM255 197H256V196H255ZM99 198H101V197H99ZM99 198H98V199H99ZM128 198L130 199V197H128ZM150 198H151V197H150ZM150 198H149V199H150ZM226 198H227V197H226ZM115 199H116V198H115ZM189 199H190V198H189ZM137 200H138V199H137ZM181 200H182V199H181ZM223 200H225V199H223ZM249 200H250V198H249ZM95 201H96V200H95ZM124 201H125V200H124ZM146 201H147V200H146ZM151 201H152V200H151ZM106 202H107V200H106ZM106 202H105V203H106ZM222 202H223V201H222ZM225 202H226V201H224L223 205L226 204ZM97 203H99V202H97ZM122 203H123V202H122ZM126 203H129V201H127ZM176 203H177V202H176ZM232 203H234V202H232ZM99 204H100V203H99ZM124 204H125V203H124ZM153 204H154V200H153ZM227 204H228V203H227ZM229 204H230V203H229ZM97 205H98V204H97ZM101 205H102V204H101ZM138 205H139V204H138ZM179 205H180V203H179ZM181 205H182V204H181ZM220 205H221V204H220ZM215 206H216V205H215ZM215 206H214L213 208H215ZM263 206H264V205H263ZM45 207H46L45 205H39V206L37 207L36 210H37V212H41V211H43V210L45 209ZM96 207H97V206H96ZM108 207H109V206H108ZM121 207H123V206H121ZM124 207H125V206H124ZM141 207H142V206H140V208H141ZM217 207H218V210H219V211L222 210V207L218 206V204H217ZM111 208H112V207H111ZM129 208H130V207H129ZM129 208H128V209H129ZM137 208H138V207H137ZM140 208H139V209H140ZM219 208H221V209H219ZM246 208H247V207H246ZM128 209H127V210H128ZM131 209H132V208H131ZM139 209H138V210H139ZM105 210H106V209H105ZM105 210H104V211H105ZM110 210H111V209H110ZM120 210H121V209H120ZM120 210H119V212H120ZM123 210H124V209H123ZM123 210H121V211H123ZM125 210H126V208H125ZM136 210H137V209H136ZM136 210H135V213H136ZM152 210H153V209H152ZM218 210H217L216 212H219ZM107 211H108V210H107ZM141 211H142V210H141ZM15 212H16V213L18 212L17 214H21V211H20V210H13V211H11V214H14ZM139 212H140V210H139ZM120 213H121V212H120ZM120 213H119V214H120ZM125 213H126V212H125ZM129 213H130V212L126 213V215H127V214L129 215ZM133 213H134V211H133ZM185 213H186V212H185ZM11 214H10V216H12ZM100 214H102V212H100ZM105 214H106V213H105ZM121 214H122V213H121ZM219 214H224V213L222 212V213H219ZM103 215H104V213H103ZM109 215H110V214H109ZM114 215H115V214H114ZM123 215H125V214H123ZM128 215H127V217H130V215H129V216H128ZM134 215H135V214H134ZM208 215H209V213H208ZM110 216H111V215H110ZM118 216H119V215H118ZM118 216H117V217H118ZM132 216H133V215H132ZM132 216H131V217H132ZM139 216H141V215H139ZM217 216H218V215H217ZM217 216H216V217H217ZM219 216H220V215H219ZM219 216H218V217H219ZM8 217H9V216H8ZM99 217H102V216L99 215ZM117 217H116V218H117ZM125 217H126V216H125ZM141 217H142V216H141ZM175 217H176V216H175ZM132 218H133V217H132ZM134 218H135V217H134ZM137 218H138V217H137ZM142 218H143V217H142ZM192 218H193V217H192ZM101 219H102V218H101ZM112 219H113V218H112ZM118 219H119V218H118ZM122 219H123V218H121V220H122ZM126 219H128V218H126ZM129 219H131V218H129ZM138 219H139V218H138ZM138 219H137V220H138ZM206 219H207V218H206ZM214 219H215V216H213V218H212V217H208V220H207V221H208V222H209V221L211 222V220H214ZM216 219H217V218H216ZM114 220H115V219H114ZM114 220H112V221H114ZM124 220H125V218H124ZM124 220H122V221H123V222H122L123 224H124ZM137 220H136V222H137ZM220 220H221V219H220ZM220 220H219V224H220ZM115 221H117V220H115ZM126 221H128V220H126ZM130 221L132 222V220H130ZM130 221H129V222H130ZM89 222H90V221H89ZM119 222H120L119 224H122L121 221H119ZM187 222H189V221H187ZM217 222H218V221H217ZM132 223L134 224V222H132ZM185 223H186V222H185ZM192 223H196L195 220H194V222H192ZM205 223H206V222H205ZM223 223H224V222H223ZM133 224H132V227H133ZM181 224H182V223H181ZM187 224H188V223H187ZM187 224H185V225H187ZM203 224H204V223H203ZM215 224H217V223H215ZM85 225H86V224H85ZM106 225H107V223H106ZM116 225H117V222H116ZM124 225H125V224H124ZM188 225H190V224H188ZM208 225L210 226L209 223H207V225L204 224V225H202V226L205 228V226H208ZM217 225H218V224H217ZM228 225H229V224H227V226H225V227H227V230H228ZM130 226H131V225H130ZM223 226H224V225H223ZM230 226H231V224H230ZM105 227H106V226H104V228L102 227V228H103L102 230H104ZM114 227H115V225H114ZM120 227H121V226H120ZM127 227L129 228V225H127ZM127 227H124V228H127ZM132 227H131L130 229H132ZM203 227L200 228V229H203ZM214 227H217V226H214ZM176 228H177V227H176ZM211 228H212V225H211ZM230 228H231V227H230ZM130 229H129V230H130ZM116 230H117V229H116ZM125 230H126V229H125ZM210 230H211V229H210ZM210 230H209V231H210ZM214 230H215V229H214ZM217 230L220 231V229H217ZM82 231H83V230H82ZM97 231H98V230H97ZM131 231H132V230H131ZM207 231H208V228L206 229V232H207ZM209 231H208V233H209V235H210V238L216 236V235H213V234L211 235ZM218 231H217V232H216V231H215V232L212 231V232L217 234ZM221 231H222V230H221ZM230 231H231V229H230ZM98 232H99V231H98ZM101 232H102V231H101ZM126 232H127V231H126ZM135 232H136V231H135ZM135 232H134V233H135ZM212 232H211V233H212ZM93 233L95 234V236L99 234V233L96 234V232H93ZM118 233H119V232H118ZM223 233L225 234V233H227V232L224 231V232L221 233V235L225 236ZM102 234H103V233H102ZM105 234H106V233H105ZM205 234H207V233H205ZM90 235H91V233H90ZM90 235H89V237H90ZM92 235H93V234H92ZM122 235H123V234H122ZM132 235H133V234H132ZM226 235H228V234H226ZM73 237H74V236H73L72 233H68L67 235H65V237H64V238L62 239V241H61V245H62V246H60L59 243H56V245H54V246L60 248L61 250H63V251L65 252L66 249H67V245H66L67 242H69V241L71 240V238H73ZM122 237H123V236H122ZM100 238H101V237H100ZM113 238H114V237H113ZM216 238H218V237L216 236ZM96 239H97V238H96ZM111 239H112V238H111ZM115 239H116V238H115ZM109 240H110V239H109ZM122 240H123V238H122ZM71 241H72V240H71ZM89 241H91V240L89 239ZM113 241H114V240H113ZM170 241H171V240H170ZM76 242H77V241H76ZM99 242H100V241H99ZM114 242H115V241H114ZM70 243H71V242H70ZM70 243H69V244H70ZM82 243H83V242H82ZM119 243H120V242H119ZM101 244H102V243H101ZM116 244H117V243H116ZM123 244H124V243H123ZM84 245H85V244H84ZM86 245H87V244H86ZM102 245H103V244H102ZM119 245H120V244H119ZM103 246H104V245H103ZM116 246H117V245H116ZM126 246H127V245H126ZM92 247H93V246H92ZM85 248H86V247H85ZM90 248H91V247H90ZM107 248H108V246H107ZM109 248H110V247H109ZM171 248H172V247H171ZM192 248H193V246H192ZM199 248H201V247H199ZM87 249H88V248H87ZM110 249H112V248H110ZM83 250H84V249H83ZM98 251H100V250H98ZM98 251L96 250V252H98ZM83 252H84V251H83ZM126 252H127V251H126ZM94 253H95V252H94ZM98 253H99V252H98ZM100 253H101V252H100ZM65 255H66V254H65ZM76 255H77V254H76ZM86 255H88V254H86ZM95 255H96V254H95ZM102 255H103V254H102ZM82 256H83V255H82ZM84 257H86V256H83V258H84ZM93 257L96 258V257H98V256H93ZM89 258H91V257H89ZM39 259H40V258H39ZM67 259H68V258H67ZM97 259H98V258H97ZM97 259H96V260H97ZM100 259H101V258H100ZM84 260H85V259H84ZM87 260H88V259H87ZM87 260H86V261H87ZM90 260H91V259H90ZM93 260H94V258H93ZM104 260H106V259H104ZM157 260H158V259H157ZM69 261H70V260H69ZM82 261H83V260H82ZM97 261H98V260H97ZM90 262H91V261H90ZM184 262H185V261H184ZM84 263H87V262L84 261ZM93 263H94V262H93ZM93 263H92V264H93ZM96 263H97V262H96ZM96 263H95V264H96ZM33 264H34V263H33ZM35 264H36V263H35ZM37 264H38V263H37ZM39 264H40V262H39ZM89 264H91V263H89ZM109 264H110V263H109Z\"/></svg>",
    "mask_w": 264,
    "mask_h": 264
}]
</instances>
